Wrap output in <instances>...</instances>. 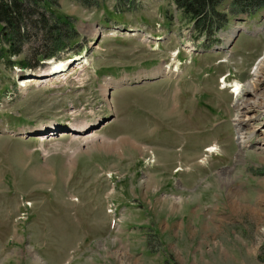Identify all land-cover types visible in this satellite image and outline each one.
Here are the masks:
<instances>
[{
  "label": "rangeland",
  "instance_id": "1",
  "mask_svg": "<svg viewBox=\"0 0 264 264\" xmlns=\"http://www.w3.org/2000/svg\"><path fill=\"white\" fill-rule=\"evenodd\" d=\"M117 1L97 0L87 8L57 0L46 7L53 15L45 16L59 19L58 32L75 31L77 41L51 60L40 58L46 47L33 34L16 44L13 52L19 53L6 54L0 33V263L264 264L263 186L261 203L237 192L235 210L208 225L193 214V201L181 198L180 188L204 145L220 142V161L234 162L238 148L228 101L213 99L211 90L200 95V88L216 87V74L224 69L239 82L255 80L251 68L260 57L264 62V13L230 17L218 32L221 43L207 48L203 40L209 37L169 0H135L130 7ZM128 29L143 33L129 36ZM237 30L241 34L233 40ZM170 63L188 73H171L169 95L158 82L108 99V89L129 76H154ZM64 64L66 72L38 83L36 76ZM176 80L182 82L175 89ZM257 92L245 88L247 98L239 105L242 116L243 103L250 107L257 99V110L246 117L258 119L250 139L264 154V80ZM115 103L120 106L110 121ZM76 123L91 127L88 135L104 143L81 144L84 135L64 131ZM236 158L237 168L222 169L220 179L235 176L246 186L247 179L238 178L242 172L256 177L249 184L258 187L253 181L264 180L261 155ZM10 227L19 230L13 234Z\"/></svg>",
  "mask_w": 264,
  "mask_h": 264
},
{
  "label": "trees",
  "instance_id": "2",
  "mask_svg": "<svg viewBox=\"0 0 264 264\" xmlns=\"http://www.w3.org/2000/svg\"><path fill=\"white\" fill-rule=\"evenodd\" d=\"M57 0H0V33L8 49L5 53L13 52L16 44H22L24 39L30 38V34L40 40L46 47L42 60L57 57L58 53L69 47L73 48L75 31L71 24L64 18V25L72 30L71 35L58 32L59 19L50 20L48 6H54ZM84 7H92L97 0H77ZM176 9L189 19L194 29L203 34L207 40L218 42L217 34L225 30L230 17L243 14H260L264 11V0H169ZM127 6H133L135 0H118ZM227 6V7H226ZM43 12H39V9ZM120 12V11H119ZM122 12L124 10L122 9ZM53 15L52 13H49ZM61 20V19H60ZM202 36V35H200ZM32 37V36H31ZM67 46V47H66ZM9 50V51H8ZM14 54L16 52H13ZM19 53V51H17ZM16 53V54H17ZM15 54V55H16Z\"/></svg>",
  "mask_w": 264,
  "mask_h": 264
},
{
  "label": "crops",
  "instance_id": "3",
  "mask_svg": "<svg viewBox=\"0 0 264 264\" xmlns=\"http://www.w3.org/2000/svg\"><path fill=\"white\" fill-rule=\"evenodd\" d=\"M222 73L219 74V72H217L216 79ZM181 82L182 81L176 82L173 87H175L176 89V86ZM185 89L187 92L197 93L196 89L191 90L188 86H186ZM201 89L204 90L205 88L201 87ZM207 89L212 91V95L214 98L217 97L222 100L227 98L228 94L225 91L219 90L217 86L215 87L211 83L207 86ZM124 90L127 89H118L115 91L114 95L120 96L122 95V92ZM178 90L173 91L174 96L175 92L177 93ZM170 91L171 90H168L166 93L169 95ZM204 93L205 92L201 93V95H204ZM119 106V103H115L114 109L116 110ZM210 145H213V142L207 146L204 145L200 151H202L203 153L204 149L209 147ZM217 149V156L214 155L206 164H201L198 162L193 166H188L187 168L190 171L184 173V177H182L180 181V188L182 191L181 195L183 194L181 198L185 197L186 201L188 202L193 201V203H191L193 214L197 215L196 217H200L202 219V222L206 223V225L215 222L216 217L220 215V213H222L223 215H230L231 211L235 210L237 203V192H249L252 194L254 199L256 198L261 203L262 186L264 190V180L257 182L253 181L255 185L257 183L259 185L258 187L254 188L252 184H249V182H251V178L256 177L249 175L244 178L242 172H239L238 178L247 179L246 186H244L242 181L236 179L235 176L227 177L221 180L218 176L219 174L217 173H220L222 169H236L238 166V162L236 160L232 164L228 161H220V158L223 154V149L219 145L217 146ZM202 153L200 154V157L202 156ZM200 157L197 158V161L200 159ZM200 164L203 166L200 167ZM231 173L232 172H229V175H231ZM259 202H257L256 204L260 205ZM226 205L229 207L228 212ZM52 260L57 261L58 259H56L54 256ZM42 264H44V262Z\"/></svg>",
  "mask_w": 264,
  "mask_h": 264
},
{
  "label": "bare ground",
  "instance_id": "4",
  "mask_svg": "<svg viewBox=\"0 0 264 264\" xmlns=\"http://www.w3.org/2000/svg\"><path fill=\"white\" fill-rule=\"evenodd\" d=\"M263 60V59H262ZM262 60H259V62L257 63L256 65V70L254 72L255 75V80L253 79L250 83H248L242 90H241V93L245 96V88L252 92L254 95H257L258 92H257V85L262 82L264 80V75H262L261 71H263L264 69H262V66H263V63H262ZM78 64V63H77ZM261 64V65H260ZM80 66V64L77 65V67ZM50 70V69H49ZM52 70V69H51ZM68 69L66 68L65 64L62 66L60 65V67H57L55 70H53L52 72L48 73V72H44L42 74H40L39 76H36L38 79H40L38 81L39 84H45L46 82H50L53 78H56V75L58 74H61L62 72H66ZM163 73L165 75L167 74H170V73H175V72H178L177 70V66L175 67V69L172 70V68H163L162 69ZM264 72V71H263ZM58 73V74H57ZM253 74V76H254ZM32 80V79H31ZM235 89H236V94L239 93V86L235 85ZM251 96L250 94H248V97ZM247 98V97H246ZM243 101L239 102L238 101V105L241 104ZM257 99L256 101L250 106V107H246L244 108V106H249L248 105V100L245 101L243 103V108H242V116H241V108H240V105H239V115L236 116V124L238 125L239 129H242V130H246V128L249 126V129H250V126H252L255 122H257L258 119H256L257 117L256 116H250L249 118L246 117L248 115V112L249 113H252L255 112L257 110ZM251 111V112H250ZM260 113L261 115H263V118H260V121H263L264 120V108H262L260 110ZM251 123V124H250ZM92 126V125H91ZM90 129H92L91 127L88 128L87 125H83V124H72L71 127L68 128V131H71V135L73 136H79V135H84L82 136L81 138V144H87L89 142H95V141H100L104 143L105 139L104 138H99V137H95V136H89V132L91 131ZM262 133H264V126H262ZM56 129H51L50 131H54ZM90 130V131H89ZM254 130V129H253ZM44 131V130H43ZM89 131V132H88ZM256 132V130H254ZM250 132V131H249ZM248 134H251L248 133ZM244 137L242 134L239 135V139L242 140ZM260 138H262V136H260ZM79 139V138H78ZM261 140V139H260ZM91 146V145H90ZM257 147H259V142L257 141ZM211 148L213 147H210V149L208 150L210 152V150H212ZM215 148V147H214ZM213 151V150H212Z\"/></svg>",
  "mask_w": 264,
  "mask_h": 264
},
{
  "label": "water",
  "instance_id": "5",
  "mask_svg": "<svg viewBox=\"0 0 264 264\" xmlns=\"http://www.w3.org/2000/svg\"><path fill=\"white\" fill-rule=\"evenodd\" d=\"M238 34V33H237ZM235 37H236V35H235Z\"/></svg>",
  "mask_w": 264,
  "mask_h": 264
}]
</instances>
